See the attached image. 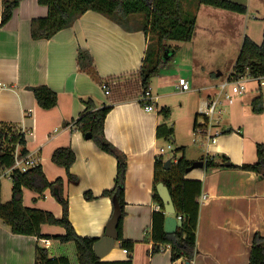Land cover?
Wrapping results in <instances>:
<instances>
[{"label":"crops","instance_id":"obj_1","mask_svg":"<svg viewBox=\"0 0 264 264\" xmlns=\"http://www.w3.org/2000/svg\"><path fill=\"white\" fill-rule=\"evenodd\" d=\"M229 1L246 6L247 11L255 5L253 0ZM188 2L192 3V6ZM183 7L188 10V15L197 11L193 38L191 42L185 43L191 45L192 61L197 52L195 39L200 11L203 14L205 12L210 18L209 21L228 19V24L225 25L230 28L234 23L241 30V43L233 55L232 69L244 38L249 36L248 32H255L257 36L260 32L258 26L252 29L249 27L247 12L240 14L244 16L240 19L238 17L242 16L228 12L222 14L204 8L205 6H198L193 0L183 2ZM1 10L0 0V17ZM47 12V7L39 5L36 0H22L13 11L11 19L0 28V122L17 124L23 130L28 155L41 166L48 181L64 179V196L68 200L69 219L76 233L83 237L100 238L104 235L105 225L113 212L111 199L101 197L100 194L112 188L117 161L77 131L73 122L84 110L83 100H92L97 107L112 104L99 84L86 73L78 71L77 51L82 49L91 54L101 79L115 77L118 79L115 83H122L141 67L148 41L139 30V20H142L140 16L127 17V26L133 30L125 31L109 18L94 11L85 12L70 28L59 31L49 40H32L31 20L44 18ZM203 27L211 36L215 30H219V26L211 23ZM225 32L228 34L227 30ZM201 69L209 70L202 64ZM185 72L189 74L188 70ZM161 75L162 70L156 76L161 80L157 91L152 88V80L156 77L151 80L149 86L153 96L151 102L156 111L146 112L137 99H131L112 105L104 124L106 139L127 158L122 234L125 240L135 242L132 264L173 263L169 247L154 255L149 254L153 243L146 236L152 213L159 210L153 201L154 165L160 141L157 128L162 124L170 127L169 118L172 114L171 108L166 104L164 107L169 110L168 117L165 118L159 113L162 99L168 94H159L158 90L173 88L179 93L176 90L175 77ZM196 76L190 77L191 81L194 79L200 86L194 91L208 90L209 93L205 94L204 99L212 97L214 93L211 90L220 83L215 79L218 77L214 75L209 80L202 75ZM37 85H46L57 94L55 107L47 110L37 105L32 92L26 89L28 86ZM259 93L264 101V84H259L258 93L251 99ZM245 97L246 95H243L239 98L241 101L238 99L241 106L233 103L231 108L227 107L226 113H232L226 121V132L219 130L220 133L213 143L207 140L208 136H213V128L205 131L207 137L196 134V115L201 116L200 109L203 108L204 101L200 104L192 120V131L198 139L206 141V144L200 145L205 153L202 158L208 157L220 162L221 157L226 156L229 162L235 165L252 164L257 160V155L253 156L252 149L247 146L244 138L245 130H248L243 124L247 113L242 102ZM184 116L188 119L187 108ZM249 119L253 124L256 119L259 121L262 128L259 135H264V103L263 112L254 113ZM192 122H187L186 126ZM61 147H69L75 154L70 173L77 181H67L65 168L51 159L53 151ZM172 152L173 155L167 159L163 157L165 167L179 158L177 154L180 153L176 154L174 150ZM185 152L184 147L183 156L187 159ZM202 158L187 160L195 162ZM185 178L200 181L201 196H206L200 203L196 234L197 253L191 264H248L254 233H264V172L258 174L230 168L206 172L204 168H200L188 171ZM87 191L96 199L87 201L83 196ZM37 197L36 193L24 189L23 205L49 211L56 218L61 217V206L49 190L45 191L43 201L34 200ZM41 233L55 236L63 235L65 230L58 226L42 225ZM46 241L47 243L43 244L36 237L12 234L0 223V264H35L37 246L46 247L51 257L65 256L60 252L62 247L69 245L68 243ZM116 244H119V241L115 242L114 248L102 260L120 261L129 258V253L123 251L125 248L120 244V247L116 248ZM176 261L177 264H185L183 259Z\"/></svg>","mask_w":264,"mask_h":264},{"label":"trees","instance_id":"obj_2","mask_svg":"<svg viewBox=\"0 0 264 264\" xmlns=\"http://www.w3.org/2000/svg\"><path fill=\"white\" fill-rule=\"evenodd\" d=\"M22 0H1L0 28L3 27L12 17L13 11ZM39 5L47 7V16L35 18L30 23V35L32 40L51 39L56 33L63 29L70 28L85 12L94 11L111 21L115 22L125 31H132L127 26L126 18L131 15H143L144 21L140 27L147 37V48L141 67L136 73L135 81L124 80L122 83H115V77L101 79L96 71L94 60L91 54L78 49L76 63L79 72L89 75L94 82L101 87L105 84L108 91V99L112 105L125 102L131 99L140 100L142 95L149 89L150 82L159 71L169 64L175 54L177 45L168 42L189 43L193 38L196 27V17L184 19L180 0H36ZM199 5L211 6L218 9L231 11L237 14H245L246 6L229 0H196ZM258 78L264 77V33L261 44H257L250 38L245 37L232 72L231 79L240 77ZM37 105L42 109H51L57 105V94L46 85L28 86ZM84 110L73 122V127L85 136L90 134L89 140L103 152L112 155L116 161V175L112 188L104 190L100 196L114 199L121 209V218L118 223V239L122 248L129 253L127 260L106 261L98 259L93 252V244L99 239L97 237L79 236L70 219L68 200L64 196L65 181L57 178L50 182L46 179L41 166L36 164L26 172L15 169L10 172L11 199L7 203L1 202L0 185V223L12 234L32 236L38 240H57L62 244L72 243L75 247L77 264H132V252L135 242L125 240L122 234V223L125 216V175L127 170V158L105 137L104 124L107 114L112 105L97 107L92 100H83ZM152 103V102H146ZM263 99L256 95L251 101L252 112L260 114L263 112ZM165 118L169 110L162 107L159 110ZM199 115H196V118ZM196 123L194 127H196ZM173 128L166 124L157 128L158 139L168 142L173 140ZM25 135L23 130L14 123L0 122V178L8 170H11L15 162V149L19 146L18 155H28L25 148ZM184 151V147L175 149V153ZM257 160L252 164L244 163L235 165L229 162L226 156H222L220 162L212 158H202L204 169L210 172L219 168L239 169L254 173L264 172V143L257 144ZM52 161L65 168L67 181H77V178L70 173V168L75 162V154L69 147L57 148L51 156ZM229 162V166L225 163ZM192 162L184 156L177 159L176 163L165 167L163 157L156 158L154 165L153 179V201L158 205L159 210L154 211L151 216L150 227L147 230V239L152 241L149 254L154 255L169 247L172 261L183 259L184 263L193 261L196 251L197 226L199 219L202 183L198 180L185 178ZM162 183L169 191L174 218L181 217V225L174 233L168 234L164 230L165 218L162 202L157 194L156 185ZM28 189L43 198L46 190L61 206L62 215L56 218L51 212L23 205V190ZM87 201L96 197L87 191L83 194ZM34 198V200H37ZM42 225L62 227L65 230L63 235L50 236L41 233ZM35 264H72L67 256L51 257L46 247L37 246L35 250ZM248 264H264V233L256 232L253 235Z\"/></svg>","mask_w":264,"mask_h":264},{"label":"rangeland","instance_id":"obj_3","mask_svg":"<svg viewBox=\"0 0 264 264\" xmlns=\"http://www.w3.org/2000/svg\"><path fill=\"white\" fill-rule=\"evenodd\" d=\"M185 1L186 0H180L182 7V17L184 19L191 20L193 16L197 15V11H194L193 14L188 15V10L186 11V8L183 7V2ZM193 1L198 6H205V5H199L196 0ZM191 4L192 3H190L189 5ZM253 4L255 5H252L250 8H248V11L246 13L247 15L246 19L249 21V27H251V29L254 28V26L256 27L258 26L260 27V32L257 36L255 32H253L252 34V32L250 31L248 32L249 35L248 37H252L251 39H255L254 40L255 43L261 44L264 33V0H253ZM204 8L215 10L217 12H221L222 14L228 12V14L242 16V17H238L240 19L244 18L243 15L231 11H225L211 6H205ZM136 16H140L142 18V20H139L142 25V22L144 21V16L143 15H136ZM209 20L210 18H208L205 15V12L203 14L200 11L199 26L195 39L197 52H195V58L193 61L191 57V49H190L191 45L189 46L181 42L178 43L168 42L173 46L177 45L178 48L176 49L171 62L161 69L162 70L161 77L165 75L167 76L173 75L175 79H177L178 76L185 77L190 82V92L177 93L174 91L173 88L158 90L159 94H164V93L168 94L167 97L162 99L160 105L164 107V105L166 104L172 110V114L169 118V122L171 124L170 127L173 128V135H172L173 140L172 141L170 140V142H168L164 139H160V141L158 142V146H159L158 148L162 147L165 149V152L162 155L164 159H167L168 157L173 155L172 151L173 150L175 151L176 148H180V147H185V151H186L185 156L187 159H200L205 154L203 148L200 145L206 144V141L198 139L197 136L193 134L192 120H194V117L196 115L195 113H197V109L200 107V104L203 101L205 102L207 100V98L204 99V97L205 94L209 92L208 90L199 91V92L194 91L195 88H199L200 86L198 85V83L195 82L194 79H192V81L190 79L193 76L197 77L196 75H200V76L202 75L208 78L209 80H211L212 79L211 76H214L216 75L217 72H220L221 76L215 78L217 79L216 81H220V82L225 81L226 79L229 78L232 71L231 62L233 60V55L236 53V51H238L240 47L239 45L241 43V40L239 39L242 32L239 29V27H237V24L233 23L232 26L229 28V26L225 25L228 24V19L222 18L220 20H211V21ZM210 23L219 26V30H215L214 31L215 33L212 36L209 34L210 32H206L203 27V25H208ZM225 30L228 31V34H226ZM201 64L204 65L205 69H209V70H202ZM185 70H188L189 74H187ZM128 79L133 81L136 80L135 76H130ZM250 79L251 78H249L248 82L245 84L246 89L244 95H246V97L242 100L244 111L247 112L246 117L243 119L244 121L243 124L246 125V127L248 128V130H245L244 138L247 141V146L252 149L253 156L254 155L256 156L257 144L264 143V135H259L262 129L259 125V121H257L256 119L255 124H253L251 122L252 120L249 119V117L254 114L251 108V100H252L251 98L259 91V83L255 80H250ZM160 82H161L160 78L157 77L152 80L153 91L154 90L157 91L158 89L157 87L159 86ZM211 91L214 94L217 93V89H213ZM242 97L234 95V101H235L234 103L235 105L238 104L236 106H241V104L239 103L241 99L239 98ZM219 100L222 103V105H220L221 107L227 106L224 93H222L219 96ZM186 108H187L188 119H185L184 116ZM230 113H232V111H230ZM230 113L229 114L224 113L221 115L220 120H218L217 123H214L213 132L219 131L221 129H223V131L226 132V121L228 116L231 115ZM256 116L255 118H258ZM197 120H198L197 124H201L203 122V117L198 116ZM190 121L192 123H190V125H188L187 127L186 124L187 122ZM250 134L257 140H254V138ZM167 145L171 146L172 151L166 149ZM177 155L180 158L183 156V152H180V155L179 154ZM0 185H1V202L7 203L11 199L10 178L3 174V176H1L0 178ZM42 199L43 198H37V200L40 201H43ZM68 244L69 245H67L66 247H62L63 249L61 250L60 253L62 255L67 256L72 264H77L75 247L72 243H68ZM119 247H120L119 244H116V248Z\"/></svg>","mask_w":264,"mask_h":264},{"label":"built area","instance_id":"obj_4","mask_svg":"<svg viewBox=\"0 0 264 264\" xmlns=\"http://www.w3.org/2000/svg\"><path fill=\"white\" fill-rule=\"evenodd\" d=\"M250 77H240L238 79H231L228 78L225 81L220 82L215 86L214 89H217V95L214 94L212 97H208L207 100L203 104V108L200 109L201 116L203 117V122L201 124H197L196 134L197 135H204V137H207V134H205V131H208L210 128H214V123H217L218 120H220L221 115L226 113L227 106L232 105L234 101V95L237 96H243L245 93V84L248 82ZM250 80L257 81L260 85L264 84V77H258V78H251ZM177 85L176 90L179 93H185L190 91V82L183 76H178L176 79ZM102 89L106 96L109 95V91L104 84L102 86ZM224 93V97L227 102V106L221 107L222 105L221 101L219 100V96ZM143 102V109L146 112H154L156 111V108L153 106L152 103H146L151 102L153 100V96L150 92V89L145 91V93L142 95L141 99ZM217 119V120H214ZM220 132L215 131L213 132V136H208L207 140L211 143L215 142V137L219 135ZM167 150H171L172 148L170 145H167ZM19 146L15 149V162L12 166L11 170H8L5 175H10V172L12 170H19L20 172H26L29 168L36 165V162L32 159L30 155H26L24 157H20L18 155ZM165 152V149L160 147L157 149V157L162 156ZM163 157V156H162ZM177 159L173 160V163H176ZM206 199V196H201L199 203L203 202ZM176 220H181L180 216H177L175 218ZM43 244H46V240H41ZM124 253H127V250H123ZM172 264H177V261H173Z\"/></svg>","mask_w":264,"mask_h":264},{"label":"water","instance_id":"obj_5","mask_svg":"<svg viewBox=\"0 0 264 264\" xmlns=\"http://www.w3.org/2000/svg\"><path fill=\"white\" fill-rule=\"evenodd\" d=\"M221 76L220 72L216 73V77ZM85 138L89 139L90 134H86ZM226 166H229V162L225 163ZM204 167L203 160H198L195 162H192L190 168L188 171L192 169H200ZM156 191L157 194L162 202L164 213H166L168 216L165 218L164 223V230L166 233L171 234L174 233L175 230L180 227L181 220H176L174 217L170 216L174 214L175 210L172 204V200L169 194V191L165 185L162 183H158L156 185ZM113 205V212L111 214V217L107 221L105 225V231L104 235L100 237L94 244H93V252L95 256L98 259H103L113 248L115 245V242L118 239V223L121 218V209L119 207V204L116 200H112ZM189 264V263H185Z\"/></svg>","mask_w":264,"mask_h":264}]
</instances>
